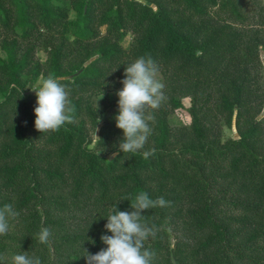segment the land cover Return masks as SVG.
I'll return each mask as SVG.
<instances>
[{
    "label": "trees",
    "instance_id": "obj_1",
    "mask_svg": "<svg viewBox=\"0 0 264 264\" xmlns=\"http://www.w3.org/2000/svg\"><path fill=\"white\" fill-rule=\"evenodd\" d=\"M261 48L264 0H0V208L19 213L0 235V264L24 252L86 264V250L107 247L112 208L132 211L140 191L170 202L143 213L157 230L144 245L151 264H264ZM142 56L156 63L166 99L145 110L154 119L143 149L122 153L119 97L104 94ZM49 75L63 78L76 111L40 133L25 86ZM184 98L189 122L172 126ZM232 125L236 137L224 138Z\"/></svg>",
    "mask_w": 264,
    "mask_h": 264
},
{
    "label": "clouds",
    "instance_id": "obj_2",
    "mask_svg": "<svg viewBox=\"0 0 264 264\" xmlns=\"http://www.w3.org/2000/svg\"><path fill=\"white\" fill-rule=\"evenodd\" d=\"M157 72L158 67L151 57L142 56L125 67V78L121 81L123 87L116 93L119 97L116 127L123 131L119 152H138L143 149L151 134L148 121L154 117L151 114L146 115L145 110L157 109L166 99L162 91L164 85L156 78ZM62 79L49 75L42 80L38 89H32L37 97L34 124L40 133L58 131L66 122L73 121L76 109L69 99L67 86L60 82ZM97 107L99 108L98 102ZM96 131L95 136L100 141ZM141 154L144 159H148L155 154V149ZM117 155L118 152H114L113 159ZM169 204L163 197L152 199L147 192L140 191L131 203L132 211H120L115 205L104 225L111 235H102L100 238L107 247L96 254H90L86 250L87 254L83 256L86 264H151L155 252L144 245L149 237L156 236L157 230L154 225L149 226L145 222L143 213ZM18 214L10 204L0 208V235H5L8 231V218H14ZM50 236L51 231L48 228H41L38 233L42 244H47ZM12 259L13 264H41L38 257H29L26 252L16 254Z\"/></svg>",
    "mask_w": 264,
    "mask_h": 264
},
{
    "label": "rangeland",
    "instance_id": "obj_3",
    "mask_svg": "<svg viewBox=\"0 0 264 264\" xmlns=\"http://www.w3.org/2000/svg\"><path fill=\"white\" fill-rule=\"evenodd\" d=\"M101 30L104 31V27H102ZM131 39H132V35L128 33V35L122 41L123 46L127 47L129 45V42L131 41ZM0 56L5 57V53L1 49H0ZM35 57L38 58L40 61H44L46 58V51L42 48H39L38 50H36ZM260 62L262 64V71L264 73V50L262 48L260 49ZM156 78L162 83V78H161L160 73L157 72ZM41 82H42L41 77H38L36 80L28 82L25 86V90L29 93H35V91L32 89H38L41 86ZM118 91L119 90H117V89L112 90V91H108L107 93L104 94V97H107L108 100L115 99L118 97L116 95V93ZM183 104H184V106L182 108L174 110L172 112L171 123H170L172 126L173 125L178 126L181 124H187L189 122V116H188L186 109H185V107L188 105V100L186 98L183 99ZM263 113H264V109H263ZM104 117H105V113H103L99 117V121L102 122ZM223 134H224L223 135L224 138L236 137L237 133H236L234 125H232V127H230V128L223 126ZM96 135H98V128L96 131ZM92 136H93V138L96 139L95 132L93 133Z\"/></svg>",
    "mask_w": 264,
    "mask_h": 264
}]
</instances>
